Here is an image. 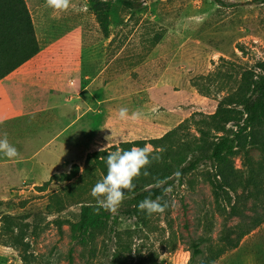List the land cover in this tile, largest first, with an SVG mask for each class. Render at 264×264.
<instances>
[{
    "label": "rangeland",
    "instance_id": "obj_1",
    "mask_svg": "<svg viewBox=\"0 0 264 264\" xmlns=\"http://www.w3.org/2000/svg\"><path fill=\"white\" fill-rule=\"evenodd\" d=\"M24 1L38 51L4 77L16 83L0 85V118L19 114L22 95L37 86L46 88L34 101L42 106L53 94L68 112L82 98L86 106L110 107L95 115L84 108V120L67 132L59 131L68 117L43 120L51 109L36 108L42 118L36 128L49 131L36 133L20 152H34L28 165L0 171V264H188L192 241L202 249L196 264H264L263 127L239 133L223 169L208 158L216 136L239 128L208 116L245 90L264 59V3L139 0L127 8L96 0L102 4L95 11L92 0H71L67 11H56L46 0ZM122 107L128 118H120ZM134 112L141 118L132 119ZM146 144L154 155L169 147L202 158L167 185L172 190L161 197L170 207L163 215L141 211L140 220L117 210L91 243L73 241L67 222L77 219L82 203H96L91 189L107 174V153ZM162 168L156 160L148 171ZM75 170L69 180L43 185L52 174Z\"/></svg>",
    "mask_w": 264,
    "mask_h": 264
},
{
    "label": "trees",
    "instance_id": "obj_2",
    "mask_svg": "<svg viewBox=\"0 0 264 264\" xmlns=\"http://www.w3.org/2000/svg\"><path fill=\"white\" fill-rule=\"evenodd\" d=\"M253 1L264 3V0ZM114 2L124 7L132 8L138 6L140 1L114 0ZM101 4L102 2L100 1L92 0L91 5L95 11H98L101 9ZM37 51L38 43L25 1L0 0V79L9 75L14 69L35 55ZM258 67L259 72L251 78L242 93L238 92L237 96L233 98L228 97L230 100H228L226 105L221 100L216 110L208 116L213 119L217 118L222 123L233 122L239 127L233 134L224 133L216 136L211 144L208 158L220 170L226 165L228 157L235 153L237 138L240 132L253 124H258L264 129V59L258 63ZM235 106H238L239 110H236ZM239 119H242V125H239ZM166 135L159 139H163ZM162 149L163 151L157 152L156 155L160 157L159 160L163 163V168L161 170L149 171L150 175L148 177H151V179L147 182L136 183L134 180L136 185L135 190L131 193H126L127 198L118 209L121 214H132L143 220L142 212L137 207L139 202L148 196H151L152 199L162 196L164 194L163 189L167 185L174 179L181 180L183 174L193 170L202 158L201 156L194 155L185 157L181 154H173L169 147ZM155 162L153 161L152 165ZM172 163H175L174 168ZM76 171L52 174L43 185L48 184L54 179L69 180L74 175L73 172L75 173ZM177 172L180 173L179 176L175 175ZM158 180L166 182L162 186H157ZM36 187L42 189L41 187L43 186ZM1 218L3 222L2 227L4 226L7 229L11 216L5 214ZM111 219L112 212L103 209L97 212L96 203H82L79 207L77 219L67 222L70 237L81 245L91 243L97 234L105 230ZM58 224L60 226L61 223L58 222ZM253 226H249L243 234ZM235 244L232 240H228L230 247H233ZM190 245L192 253L188 264H196L197 256L202 253V249L199 242L192 241ZM206 263L204 262L203 264Z\"/></svg>",
    "mask_w": 264,
    "mask_h": 264
},
{
    "label": "clouds",
    "instance_id": "obj_3",
    "mask_svg": "<svg viewBox=\"0 0 264 264\" xmlns=\"http://www.w3.org/2000/svg\"><path fill=\"white\" fill-rule=\"evenodd\" d=\"M71 0H46V6L56 11H67ZM119 116L121 119L128 118V109L120 108ZM132 119L141 118L140 112L132 113ZM105 148H102L104 150ZM160 151H163L161 149ZM0 153L8 158H14L19 155L17 149L8 141L7 134L0 138ZM158 155L153 154V146L146 144L144 147H132L130 150L117 148L115 151L108 152L106 156L107 174L93 186L91 196L96 200V211L100 209L109 212H116L123 201L127 198L126 193L135 190L134 180L141 175H150L148 168L153 161L159 160ZM179 176L180 173H175ZM166 181H157V186H162ZM171 187L164 188L165 194L170 192ZM163 201V202H162ZM138 209L145 212L148 216L153 214L163 215L170 207L167 200L158 196L152 199L151 196L145 197L138 204Z\"/></svg>",
    "mask_w": 264,
    "mask_h": 264
},
{
    "label": "crops",
    "instance_id": "obj_4",
    "mask_svg": "<svg viewBox=\"0 0 264 264\" xmlns=\"http://www.w3.org/2000/svg\"><path fill=\"white\" fill-rule=\"evenodd\" d=\"M3 79L4 78L0 79V85L2 84V85H5L6 87H10V88L15 87L13 84H15L16 82H14V81L13 82H5ZM28 86H30V84L25 83L24 87H28ZM45 89L42 86H37L34 90V94L33 93H31L30 95L23 94L22 100H21V105L19 106V114L12 115V113H7V115L5 117L0 118V138H3L4 134L6 133L8 141L10 143L11 141L9 140V138H11L13 136L15 138V141H16L15 144L18 145V147L16 145H14L13 142L10 144L13 145L19 153V155L17 157H14V158H8L3 153H0V160L2 161V162H0V171L8 170V169H6L7 165L11 166L10 167L11 172L17 171L19 163L20 164L24 163V165H28L26 163H28V161L32 160L34 152L31 151V154L26 156V157H24V154H20V152H25L26 150H28L29 139L35 138L36 133L49 131L48 128H39L40 125L38 127L39 129L36 128L35 119L41 118L40 114L39 115L36 114L37 113L36 108L51 109L53 111V113H54L53 116H52L51 110H49L50 111L49 116L47 115V110L45 112H43L41 114V116L43 117V120L58 119L59 121L62 122L65 120V117H68L69 119H68L66 125H64L62 127V129H61L62 131L61 130L59 131V132H67L68 130H70L72 125L75 126V124L77 122L84 120L83 115L87 111L86 109L84 110V108H92V110L94 111L93 114L95 115V114H98L100 112H102V113L104 111L107 112L108 109L104 110V108L110 107L109 103L106 102V105L99 108V106H101V105L98 103V101L96 103H91V105L90 104L88 105V103H87V106H86V105H84L83 100H82L83 98H82V99H80V101H75V103L73 102V104H71L69 106L70 110L68 112L67 105L65 103H59L58 101H56L55 100L56 97L53 94L48 95V97H47L48 103L42 106V104H38L34 101H35V99L37 100L38 98H40V96L44 93ZM64 99L68 101L70 98L65 96ZM7 102L12 104L13 103V97L10 96V98L7 100ZM66 107H67V110H66ZM93 107H95V109ZM46 123H50V121H47ZM81 125H83V123ZM21 139H22V141L20 142ZM47 142H48V140H47ZM66 145L67 144L65 141L63 144L65 150H66V148H65ZM41 163H43V162L41 161ZM3 167H5V169Z\"/></svg>",
    "mask_w": 264,
    "mask_h": 264
}]
</instances>
